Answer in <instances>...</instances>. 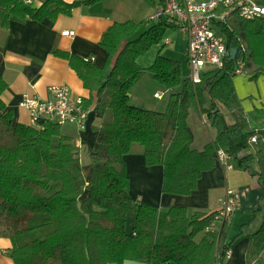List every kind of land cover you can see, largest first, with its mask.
Segmentation results:
<instances>
[{"label": "trees", "instance_id": "obj_1", "mask_svg": "<svg viewBox=\"0 0 264 264\" xmlns=\"http://www.w3.org/2000/svg\"><path fill=\"white\" fill-rule=\"evenodd\" d=\"M53 1L54 7H35L0 0V26L13 16L71 14L81 3ZM168 27L154 19L114 23L100 41L107 50L103 65L56 52L69 58L90 90L84 99L95 118L108 109L114 113L112 122L94 126L89 177L80 145L61 131V123L45 116L35 124L16 120L3 99L8 83L0 74V237L12 240L8 253L15 264H225L241 236L230 237L228 219L216 221L217 211L161 210L133 199L125 156L134 143L144 146L147 165L163 166L164 193L190 195L203 172L215 167L220 151L257 176L262 197L255 211L263 218L248 235L247 258L248 264H264V134L249 124L233 84L239 61L253 78L264 74V16L246 20L233 14L223 31L228 48L238 49L236 57L222 69H206L199 81L184 78L181 62L161 53L152 65L139 64L138 57L159 43ZM145 73L168 89L181 87L165 111L129 102L132 87ZM193 114L208 115L216 130L202 149L194 146ZM254 158L258 169L251 170L248 162ZM132 212L135 224L128 231Z\"/></svg>", "mask_w": 264, "mask_h": 264}, {"label": "crops", "instance_id": "obj_2", "mask_svg": "<svg viewBox=\"0 0 264 264\" xmlns=\"http://www.w3.org/2000/svg\"><path fill=\"white\" fill-rule=\"evenodd\" d=\"M63 1L81 3L71 14L60 13L56 18L45 16L41 19L13 16L7 25L0 26V74L8 83L3 99L14 110L16 120L26 124L32 122L29 112L20 106L24 95L47 99L50 97L51 87L59 85H68L74 95H91L71 66L69 58L59 55L57 51L103 65L107 59V50L100 43L102 35L116 22L132 20L142 23L144 20H151L157 7L162 4V0H96L91 3H84L85 0ZM46 3L48 7L55 5L53 0H38L34 5L41 7ZM183 38L187 50L184 35ZM166 44H171V41ZM188 77L189 75H184V78ZM233 84L249 124L264 134V74L253 78L236 73ZM180 88L168 89L145 73L132 87L129 102L153 111H165L171 94ZM90 119L89 128L80 129L75 124L66 123L69 128L61 130L80 145L82 153L84 151L87 154L96 139L94 126L112 122L114 113L112 109H108L102 118H98L101 122L97 124V118L91 110ZM203 125L194 130V146L198 149H202L216 135L214 128L205 123ZM125 159L130 175V195L135 201L154 204L161 210H167L171 206H186L190 213H212L219 210L220 199L226 196L229 187L237 189L240 203L228 223L230 237L240 235L241 238L228 251L225 264H248V235L260 226L263 218L261 212L255 211L262 197L257 176L233 163V167L229 169L218 160L213 169L203 172L197 188L190 195L164 193V168L159 164L149 166L145 163L143 145L134 143ZM257 163L254 158L248 165L251 170H256ZM90 164V161L86 163L85 169L88 170ZM88 174L85 173L86 177H89ZM233 230L235 234L238 230L239 233L233 236ZM11 247L10 238L0 237V264H15L8 253Z\"/></svg>", "mask_w": 264, "mask_h": 264}, {"label": "built area", "instance_id": "obj_3", "mask_svg": "<svg viewBox=\"0 0 264 264\" xmlns=\"http://www.w3.org/2000/svg\"><path fill=\"white\" fill-rule=\"evenodd\" d=\"M37 1L23 0L27 5H34ZM233 14L246 20L260 18L264 16V5L256 0H162L152 19L166 21L185 36L189 78L199 81L204 69H222L231 57L223 28ZM236 65L237 73L246 71L244 61ZM20 106L29 112L33 124L39 117L45 116L61 124H75L80 129L87 128L92 110L84 97L74 95L68 85L51 87L47 99L24 95ZM202 119L210 125L208 115L202 114ZM252 140L255 141L256 137ZM219 161L229 169L233 167L225 152H219ZM226 192V196L220 199L221 205L214 218L216 221L229 219L239 206L237 189L229 187Z\"/></svg>", "mask_w": 264, "mask_h": 264}, {"label": "rangeland", "instance_id": "obj_4", "mask_svg": "<svg viewBox=\"0 0 264 264\" xmlns=\"http://www.w3.org/2000/svg\"><path fill=\"white\" fill-rule=\"evenodd\" d=\"M147 28V25L142 27V30L146 29ZM170 40L171 41V44H166V42ZM186 43H185V40L183 38V34L180 33V30H178L177 28L175 27H168L166 28L161 40L159 43H156L154 45H152L146 52L142 53L139 57H138V61H139V64H141L142 66L144 67H148L150 65L153 64V62L155 61L156 57H157V54L161 53L162 55H165V56H169L173 59H176V60H179L182 64V73L183 75H189V68H188V65H187V56H186ZM171 55V56H170ZM206 71V69H204ZM241 74H244V75H248L250 76L249 74V71L246 70L245 72H242ZM90 122H91V119L89 120L88 122V128L90 127ZM97 124H100L101 120H99L97 118ZM190 122H191V125H192V128L194 130H197L199 129V127L201 126H204V121L202 119V116H199V115H195L193 114L190 118ZM62 127V130H66V128H69V126L67 124H62L61 125ZM90 161V158H89V154H87V152H84L83 151V155H82V163H83V166L88 163ZM86 167H84L85 169ZM91 169H92V165L90 164L89 166V169L90 170V173H91ZM88 170L85 169V173L87 172L88 174ZM90 173L87 175L89 176ZM135 217L136 215L132 212V213H129L128 216H127V223H126V229L128 231H132V228L135 224ZM237 228L235 227L234 230H236ZM233 230V236L236 235L237 233H239V230L236 231V234H235V231Z\"/></svg>", "mask_w": 264, "mask_h": 264}, {"label": "water", "instance_id": "obj_5", "mask_svg": "<svg viewBox=\"0 0 264 264\" xmlns=\"http://www.w3.org/2000/svg\"><path fill=\"white\" fill-rule=\"evenodd\" d=\"M237 53H238V49H236V48L231 49V57H232V58H235L236 55H237ZM237 69H238V66L235 65V66H234V71L237 70Z\"/></svg>", "mask_w": 264, "mask_h": 264}]
</instances>
